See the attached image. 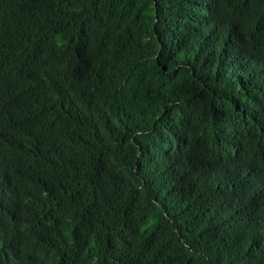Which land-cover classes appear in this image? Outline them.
Wrapping results in <instances>:
<instances>
[{
  "label": "trees",
  "instance_id": "trees-1",
  "mask_svg": "<svg viewBox=\"0 0 264 264\" xmlns=\"http://www.w3.org/2000/svg\"><path fill=\"white\" fill-rule=\"evenodd\" d=\"M0 264H264V0H0Z\"/></svg>",
  "mask_w": 264,
  "mask_h": 264
},
{
  "label": "bare ground",
  "instance_id": "bare-ground-1",
  "mask_svg": "<svg viewBox=\"0 0 264 264\" xmlns=\"http://www.w3.org/2000/svg\"><path fill=\"white\" fill-rule=\"evenodd\" d=\"M242 169V168H241Z\"/></svg>",
  "mask_w": 264,
  "mask_h": 264
}]
</instances>
